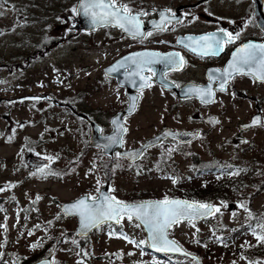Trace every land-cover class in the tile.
I'll list each match as a JSON object with an SVG mask.
<instances>
[{
	"label": "rangeland",
	"instance_id": "rangeland-1",
	"mask_svg": "<svg viewBox=\"0 0 264 264\" xmlns=\"http://www.w3.org/2000/svg\"><path fill=\"white\" fill-rule=\"evenodd\" d=\"M11 3H16L17 0H9ZM24 10L12 13L0 21V65L6 71L3 72L2 77L15 78L18 74L16 66L21 61L20 56L24 55L25 51H31L42 35L45 33L50 37L51 34L58 37L57 43L54 45V52L48 57V68H41L37 75L33 76L34 81L27 82V88L17 87L18 83L24 81L19 78V82L5 83L0 85V98L3 96H17L23 95L30 91L40 92L43 90L39 84V81L46 82L54 88L45 86L50 91H53L57 96L76 97L77 99H83L82 97L93 94L97 89H92L94 86L92 81L101 80L103 75V68L108 59L114 57L118 44H106L105 41H109L110 38L116 36L114 33H109L104 28L95 31H74L73 35L62 37V30L67 23V17L72 16L71 5L76 0H23ZM33 9H40L32 11ZM60 17L61 19H57ZM32 21H37L40 24L28 25ZM10 24V30L12 36L7 34L5 37L2 34L4 24ZM35 32L36 35H28ZM123 43H121L122 49ZM9 63L15 64V70L13 74H10L8 69ZM8 69V70H7ZM1 74V72H0ZM18 78V77H17ZM28 81V80H27ZM26 82V81H24ZM38 82V83H37ZM89 88L91 90H89ZM254 89V88H252ZM251 89V90H252ZM256 90V89H255ZM104 94H107V90L102 88L96 94L89 96L88 101H95L97 99L103 101ZM73 95V96H71ZM149 95H152L150 93ZM154 105L146 104L148 109L143 111L138 118V122L144 124L148 122L145 118L149 116V120L156 119L160 114L161 107L154 103ZM41 105H46L42 102ZM247 108V107H246ZM245 108V110H246ZM239 107H237L238 111ZM9 112V105L7 102L0 101V116L1 113ZM67 115L69 112L66 111ZM27 114L23 108H17L11 115V119L18 121L24 118ZM62 116H64L62 114ZM70 116V115H69ZM38 120V119H37ZM5 119L0 118V129H6L0 134L4 137L0 140V155L6 157L7 170H3L0 174V183L4 181L13 180L14 184L20 180L24 173L30 171L34 177L39 176L36 170H33V166L29 169H23L18 174L12 172V177L8 178L11 174V170L15 168V162L18 158L24 157L26 159L32 158V153H24L22 150L23 144V130L20 127L15 126L12 122L5 126ZM136 123V122H135ZM78 122L73 121L70 118L59 117L52 120L50 126H46V134L44 135V142L36 148L34 154L38 157H45L48 155H55L59 159L56 161L57 167L62 172L61 178L44 179L38 181L34 178L28 179L22 186L17 188L16 195L21 201V206L29 203L34 196V193H40L44 195L35 205L34 209H30L28 213H20L17 216L15 213V207H12L13 214L10 217L9 234L12 239L11 244L8 245L6 250L0 242V253L3 251L1 264H14L15 254H23L28 259H32L38 254L42 253L46 248L45 245L53 247L61 233L68 239L63 238L61 247L59 248L55 264H85V261L78 260L76 253L80 252L79 247L72 244V239H76L78 245L80 244L79 237L75 235L74 230L77 225V218L65 216L61 212L60 203L65 200L74 199L84 193L96 194L98 187L96 181L100 180L99 188L102 184L109 182L111 184V193L116 197L125 201H135L139 199H146L151 197L162 198L164 195L176 194L181 192L193 193L192 189L203 188V185L214 186V175H204L203 178H198L193 181H185L181 183H173L172 181L165 180L162 177H147L145 175L134 176L130 173L122 174L117 169L119 167L114 164H110L107 160H104L102 152L96 149H89L88 135L76 128ZM134 127L133 135L141 136L149 134V130H136ZM53 128V129H51ZM77 129V130H76ZM39 129H35L36 133ZM50 133H53L51 135ZM15 134H18V142H14ZM11 137V139H9ZM255 136H253L254 138ZM262 136L254 138L257 146H261ZM255 148V147H253ZM24 153V154H23ZM39 153L40 155H37ZM229 152L227 155H230ZM59 155V156H58ZM244 158L255 157L259 158V163L264 164V156H260L259 153L253 150H245L240 153ZM13 156L17 159L13 160ZM13 160V161H12ZM54 161L48 164L51 167ZM12 164V165H11ZM95 165V167H94ZM89 169H93L89 172ZM87 173V175L85 174ZM99 174V175H98ZM217 185V184H216ZM1 188V186H0ZM210 190L209 188H207ZM4 192V190L2 191ZM53 197H56L55 200ZM233 197V198H232ZM226 197L227 205L217 201L221 206L222 214L219 213L216 218H210L208 220H201L193 222L196 228L188 225L186 221L180 222L178 225H174L171 229V234L179 239L183 244L188 246L190 250L197 252L201 256L203 264H249L248 259L243 256L239 257L237 249L239 243L248 241L243 245L256 244L257 239L250 233L239 230V232H229L228 238H224V233L228 230L223 229L221 225L231 226L237 222L236 215L233 217L230 210V203L232 201L237 202L235 196ZM57 201H60L57 203ZM257 205H264V194L256 200ZM244 212V211H242ZM18 213V212H17ZM50 222V223H48ZM39 224L40 227L33 230V226ZM122 232L126 233L129 237L134 238L136 241L145 237V231L142 227H135L130 223L127 217L121 221ZM217 226L220 229L217 232L211 231L213 226ZM45 227L47 232H45ZM226 227V228H227ZM221 228L223 229L221 231ZM2 230L0 226V231ZM29 230H32L29 235ZM5 231V230H4ZM109 231L115 233L109 226H103L100 229L93 231L87 239H85L86 251L92 258L91 264H109L112 259L108 256H122L120 264H153L152 257L157 256L161 261V264H173L177 261V264H196L191 258L177 257L172 258L170 256H160L152 251H148L143 247V255H141V247L132 243L130 240H125L123 235H109ZM223 233V235H221ZM199 240L206 237L208 238L205 246L201 242L194 243L193 238ZM197 234L201 236L198 237ZM207 235V236H206ZM224 240L221 244L217 238ZM41 241L42 246L35 249L30 248L29 244L37 241ZM244 239V240H243ZM1 240V234H0ZM146 246V245H145ZM264 248V243H262ZM4 249V250H3ZM70 249V251L66 250ZM131 253V254H129ZM102 254L104 256H96ZM81 255V252H80ZM258 264H264V259L257 261ZM26 264V263H25ZM86 264H90L89 261ZM254 264V263H252Z\"/></svg>",
	"mask_w": 264,
	"mask_h": 264
},
{
	"label": "snow or ice",
	"instance_id": "snow-or-ice-1",
	"mask_svg": "<svg viewBox=\"0 0 264 264\" xmlns=\"http://www.w3.org/2000/svg\"><path fill=\"white\" fill-rule=\"evenodd\" d=\"M206 2V0H205ZM153 13H158L159 19L153 18L150 23L153 26L151 29L144 27V20L142 17L148 15V11L144 8L133 10L127 0H76V3L71 5V12L77 15H83L92 26L100 25H115L122 29L128 36L134 40H143L145 37L152 34L154 31L165 30L169 24L176 21L177 24L184 22L185 17H188V23L197 20L198 17L195 14L184 13L183 16L177 17L175 11L172 8L165 7L158 9L152 7L150 9ZM57 19H61L57 17ZM249 23L255 24L256 21L252 16H249L244 24ZM262 31H264V24L260 25ZM244 29L241 28L239 32H232L228 28L220 27L213 31L205 32L200 35H186L177 40L178 44H183L188 47L191 51L196 52L202 56L215 55L218 51L222 50L226 45L232 44L240 38V33ZM48 37L46 36L45 39ZM187 63L185 57L175 49L168 52H161L156 49L144 48L139 51L129 53L127 56L122 57L116 61L106 71V75L110 71H115L117 68H124V75L133 86L138 87L142 94L145 87H149L155 81L152 77L158 73L160 75V83L163 88H167L172 84L177 87L180 85L172 80L168 74L174 70H179L184 67ZM161 65L160 69L157 65ZM247 73L252 76L254 80L258 79L264 81V40L255 41L247 40L243 43H239L231 53V58L223 68H209L207 70L208 82L207 84H195L189 83L186 88L184 98L187 99L189 96L198 97L201 103H208L215 99L216 89L221 91H227V85L233 80L237 74ZM215 85V86H214ZM232 95H235L233 92ZM119 96V92H117ZM32 99H39V97H32ZM137 97L131 98V107L129 111H134L136 106ZM212 123L218 122L216 117H209ZM113 130L110 134H105L103 128L97 126V131L101 134V143L97 144V147H103L107 149L112 145L123 144V134L128 131L127 127L121 122L119 117H113L112 121ZM252 125L264 126V109L255 116L252 117L249 124L242 125V127H250ZM23 127V125H20ZM167 135L176 141V137L179 136V132H172L166 130ZM190 136L202 135L200 131L187 133ZM11 139V137H9ZM156 143H162L159 136L153 137ZM151 146V141L148 142ZM144 145H141L140 149H133L129 152L120 153L117 152L115 155L125 156L131 160H135L137 156H143ZM178 150L173 147L170 143L167 153L170 155L173 151ZM37 155H40L37 153ZM164 157V153H161ZM57 159L55 155H48L47 161L50 163ZM159 163V162H157ZM131 166V165H130ZM36 172L41 175L48 174H62L60 170L47 169V164L40 163L39 165H33ZM95 167V165H94ZM93 169H89L91 172ZM223 166L218 170V175H224ZM240 169L233 168V171H229L228 175L238 174ZM87 175V173H85ZM99 175V174H98ZM173 183L176 182L177 177H171ZM98 187L96 189L97 194L87 193L76 198L74 201L64 203L62 209L65 215L75 213L78 215V228L75 235L86 236L90 229L99 227L102 223L116 222L121 223L124 217H127L128 221L134 224L135 227L143 226V230L146 232V236L139 241L129 237L122 231L113 233L109 231V235H123L125 240H130L132 243L137 244L141 247V255H143V247L155 249L163 253H183L186 256H194L193 253L184 249L179 242L171 235V229L174 225H178L181 221H186L188 225L192 226L198 232L199 229L193 223L201 218H207L215 216L217 213H221V206L213 204L209 201L201 200H189L186 198H176L164 195L159 199H144L138 201H124L109 192L102 191L99 188L100 180L96 181ZM5 187H12V182L5 184ZM3 189H0L2 191ZM249 196L252 194L249 193ZM36 199H40L39 195ZM222 204L227 205V201H222ZM240 209H244L248 217L256 219V223L252 224L250 220H245V224L248 225V231L251 232L257 238V243L264 241V216L256 217L252 210L248 207V201H237L236 202ZM232 215L235 217L236 210H232ZM50 223V222H48ZM40 227L39 224L33 226L35 228ZM221 227H227V225H221ZM32 230H29L31 235ZM45 232L47 228L45 227ZM223 235V233H221ZM64 239L68 237L61 233ZM212 239L213 237H208ZM57 239H60L58 237ZM194 243H200V240L195 237L193 238ZM221 244L224 240L220 239ZM72 244L79 247L77 240L72 239ZM42 246V242L34 241L29 244L30 248H37ZM70 251V249H66ZM83 252V256L80 252H77L78 260H83V257L88 255V252L84 249L80 250ZM51 253V250H50ZM131 254V253H129ZM3 254L0 253V256ZM197 262H198V258ZM153 264H161V261L157 256L152 257ZM40 264H55L54 259L48 260L44 258L40 261ZM86 264V262H85ZM235 264V262H233ZM249 264H252L249 261Z\"/></svg>",
	"mask_w": 264,
	"mask_h": 264
},
{
	"label": "flooded vegetation",
	"instance_id": "flooded-vegetation-1",
	"mask_svg": "<svg viewBox=\"0 0 264 264\" xmlns=\"http://www.w3.org/2000/svg\"><path fill=\"white\" fill-rule=\"evenodd\" d=\"M201 1L205 2V0H127L134 11L139 8H144L146 11H148V15L142 18L146 22L158 16V13H153L150 11L152 7H156L158 9L169 7L175 11L177 17L183 16L184 13H190L195 14L198 19L192 21L191 23H188L186 22L188 17H185V21L179 24H177L176 21H173V23L169 24L165 30L154 31L151 35L145 37L143 40H134L132 37L125 36L121 31H119L120 36L122 38L130 40V42L126 43L127 45L124 46L122 52L117 51L119 54H117L118 56L113 59L114 61L118 60L119 58L127 56L129 52H132L129 50L140 49L142 47L156 48L161 50L162 52H168L175 49L185 57L187 63L184 65V67L179 70H174L168 74V76L172 80L176 81L180 85V87L172 84L175 88L162 89L160 82L153 83V87L158 86L164 93L167 94V97H160L153 103L159 105L158 103L164 104L165 99L169 100L166 103L164 109H161L162 111L160 112L158 117L154 119L153 125L156 127L155 129L160 131V129L165 126H171L173 128H176L177 130H198L202 133V135H199V137L197 136V139L187 144L181 143L179 141V143H176L172 138H168L163 140L159 145L155 146L156 148L163 149V152L167 153L166 150L168 149L169 144L172 143L173 147H177L178 149L172 152L173 156L182 155L183 157H186V155L183 154V152H186V150H183L187 147H191L192 144L196 141L198 142V146L201 150L214 151L216 149V146L213 144V141L216 134L213 131L212 124L208 123V121H210L209 117L212 116L216 117L217 120H220L215 114L220 115L221 112H215L212 109L216 107V105L220 102L221 94L233 91L236 96L234 100H245L250 96L252 88L264 87L261 86L264 85L263 82L254 80L252 76L241 74L234 76L233 80L229 82V84L227 85V91L216 89L215 99L211 102L201 103L199 98L195 96H189L187 99L184 98L187 85L189 83L207 84V70L209 68H223L238 43L245 39L264 40V31H262L261 26H259L253 12V0H206L205 3L198 4ZM118 2H120V0H118ZM179 7H185L186 9L181 13V11H177V8ZM226 7H232V12L229 11ZM206 10L211 14L207 13ZM238 12H241L242 16L235 17V14H237ZM249 16L253 17V19L256 21L255 24H244V21ZM72 19L74 21L76 20L75 17H72ZM220 27L228 28L232 32H239L241 28H243L244 31L240 33V38L237 41L233 42L232 44L226 45L222 50H220L221 52H219L218 54L202 56L200 54H197L196 52L191 51L185 45L177 43L178 39L186 35H200L202 33L213 31ZM122 69L125 70L124 68ZM256 99V109H260L262 105L260 103L264 102V95L259 96ZM125 100V102L119 103L120 108L118 110H115V107L113 105H110L112 114H115L116 112L127 108V104L129 101L127 95ZM61 102L62 103L58 105L57 101L49 98L46 105H41L40 103L35 106V109L40 108L43 110L41 114L43 118L60 117L61 112L57 110H61L63 108L62 104L66 103L63 101ZM71 103L73 104V101H71ZM145 103V96L141 94L140 99L135 107V111L132 114L128 115L129 117L126 118L127 125H129V121L132 117L140 113ZM189 104L192 105V110L187 109ZM30 107L31 106L29 105L25 106V109H28L30 112ZM81 107L85 109L86 112L100 124L105 133L108 134L113 129L111 123V115L101 110V107H96L90 104ZM147 108H149V106ZM102 113H104V115H101ZM226 114L227 113H225V115ZM228 114L230 116L233 113L229 111ZM70 115V119L73 121V113H70ZM76 118L79 120L78 117ZM237 124L238 126H240V129H238V131L241 132V122H237ZM254 128L255 127L253 126L252 129ZM230 134L237 135V132L231 131ZM127 135L128 131L123 136V147H135L134 145L127 144ZM241 140L243 141L245 139L241 138ZM32 143L28 141V144ZM149 153H151V150L149 151ZM152 155L154 157L159 156L158 154ZM119 157L114 155L112 158L115 161L118 160ZM122 159L124 162H127L126 158L122 157Z\"/></svg>",
	"mask_w": 264,
	"mask_h": 264
},
{
	"label": "bare ground",
	"instance_id": "bare-ground-1",
	"mask_svg": "<svg viewBox=\"0 0 264 264\" xmlns=\"http://www.w3.org/2000/svg\"><path fill=\"white\" fill-rule=\"evenodd\" d=\"M221 164H224V163H221ZM231 164L238 167V168H242L246 171H249L253 168L252 162L243 161V160L237 158L236 156L231 157Z\"/></svg>",
	"mask_w": 264,
	"mask_h": 264
},
{
	"label": "water",
	"instance_id": "water-1",
	"mask_svg": "<svg viewBox=\"0 0 264 264\" xmlns=\"http://www.w3.org/2000/svg\"><path fill=\"white\" fill-rule=\"evenodd\" d=\"M83 16V15H82ZM83 19H84V21H87V19H85V17H83ZM86 26H89V27H94V26H92V25H90L89 23H86ZM96 27V26H95ZM102 191H105V192H107V188H105L104 190H102ZM44 259V258H43ZM48 260H50L49 258H47ZM42 260V259H41ZM41 260H39L38 262H36V263H34V264H40V261Z\"/></svg>",
	"mask_w": 264,
	"mask_h": 264
}]
</instances>
